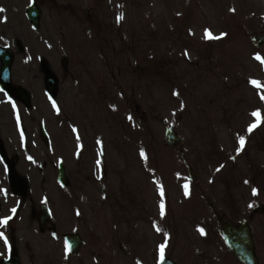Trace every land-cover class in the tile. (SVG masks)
Returning <instances> with one entry per match:
<instances>
[{"label": "rangeland", "instance_id": "rangeland-1", "mask_svg": "<svg viewBox=\"0 0 264 264\" xmlns=\"http://www.w3.org/2000/svg\"><path fill=\"white\" fill-rule=\"evenodd\" d=\"M35 1L37 31L25 18L30 0H0V45L15 55L12 83L31 97V106L19 112L17 104L0 95V145L20 181L29 178L18 153L26 151L27 157L45 163L42 177L33 167L29 171L32 182L22 198L5 196L8 181L0 160V219L10 217L0 225L8 241L6 246L0 238V260L19 239L38 253L36 225L24 236L28 216L17 201L25 202L27 212L30 199L38 205L42 182L57 216L58 209L63 215L58 192L69 200V208L71 202H85L73 207L83 212L97 205L106 212L119 206L110 219L114 225L116 216L122 224L131 216L138 232L133 255L122 264L155 262L157 254L151 255L150 248L165 238L163 224L189 233L194 224L201 229L214 222L211 205L235 221L247 219L245 211L256 204L264 205V87L251 83L264 85V64L255 58H264V44L258 48L252 41L264 36V0ZM206 31L219 39H207ZM43 64L60 81L58 113L43 97ZM39 122L67 166L69 199L56 173L46 172L55 156H47L37 141ZM166 129L179 136V151L165 145ZM254 219L257 228L264 215ZM67 223L69 231L77 230L87 241L81 256L85 264H96L91 254L97 255L101 242L108 245L111 227L101 220L94 229L96 223L73 217L71 209ZM179 233L171 234L166 253L171 258L196 264L195 252L201 251L220 255L222 264H239L224 253L219 236L218 255L190 236L185 252ZM256 246L259 264H264V224ZM16 251L23 264H30L23 244Z\"/></svg>", "mask_w": 264, "mask_h": 264}, {"label": "flooded vegetation", "instance_id": "flooded-vegetation-1", "mask_svg": "<svg viewBox=\"0 0 264 264\" xmlns=\"http://www.w3.org/2000/svg\"><path fill=\"white\" fill-rule=\"evenodd\" d=\"M40 70L42 73V77H43V94H48L47 91V87H46V83L53 80L54 81V85L52 90H50L53 94L52 98L56 99L57 94L60 91V81L57 77H54V75H51V71L50 68L47 65H41L40 66ZM49 77L53 78L51 80H47ZM69 80V79H68ZM67 80V81H68ZM66 81V82H67ZM17 88L21 87L20 85L15 86ZM17 101V100H15ZM19 101H17L18 107L21 109L23 108L22 105H20L18 103ZM37 141L40 142V140L38 139ZM43 141V140H42ZM53 141V139L49 138L48 142H41L40 145H42V147L45 150H50L51 147V142ZM48 143V144H47ZM52 146L54 148V150H58L57 146L55 147L54 142H52ZM66 152V151H65ZM7 153V151H6ZM19 154L17 155V159L19 160ZM4 159L6 164L4 163L5 168H7L8 170V176H13L16 177L14 175V163H11L10 159H7V155H4ZM47 160V159H46ZM52 160V159H51ZM50 160V169L47 170V173H53L56 172V169H54V165H53V161ZM44 164H42V167H45ZM65 168V172L68 173L67 171V166L64 167ZM42 172V170L40 171ZM13 192L18 196H21L22 198H26L27 197V192H29V190L27 189V187L23 184H21L19 181H15V184L12 188ZM68 192H69V188H68ZM42 201L36 205L33 206V199H30V201H28V212L24 209L26 207L25 202H22L20 205H22V207H20L19 210L23 211V215L27 214L28 216V224L26 225V227H22L21 232H23L24 236L29 235L30 230H31V226L33 224L36 225V227L34 228V231L36 233L37 238V243H38V253H36L35 251H32V248L34 249V247L30 246L29 244H26L24 241L25 239H19L20 242L14 246V250H17V248L20 247L21 244H23V247L27 253V259L28 261H30L31 264H83V262L81 260H77L79 258V253H77L76 255H71L69 254L68 249L65 246V243L63 241V237L66 233H69V202H66V208L62 209L63 210V215L59 212L60 209H58V216L55 214V209H53L50 204H49V199L46 194L41 196ZM96 205V204H94ZM120 205V204H119ZM27 209V208H26ZM111 209V208H109ZM115 209V213L118 212L119 208H114ZM18 210V212H19ZM107 208H105L104 206L101 207L99 205L97 206H93V207H87L85 209V211L83 212V216L87 217V220L93 224V223H99L101 220H104L105 223V216L107 215L106 212ZM210 210L214 215V222L212 223L210 221L209 223V227L207 228V235H206V240L203 239L204 241L201 244V248L203 249H210L212 250V248L215 245V239L217 237V235H219V232H221V228H219L218 224H219V216L217 212H214V207L213 205L210 206ZM17 212V213H18ZM86 212V213H85ZM264 211L263 209H261V212L259 213L256 209L253 210V214L249 215L248 217L253 220L254 216L256 214H263ZM112 215H114V212L111 213ZM64 216V217H62ZM81 216L80 212L76 213V217ZM21 220V218H19ZM228 221L231 224H236L237 222L233 221L232 219H226L223 222ZM118 225H114L113 221L109 223V225L111 226V232H114V236L111 238L110 242H108V245L105 244V242H101L99 244V249L97 251V255L92 254L91 256L94 258V261H96V264H105L106 261L110 260L111 257L115 258H120L121 254L123 253L125 256H128V251L127 249L124 248L123 244H122V238L124 239V241H128V238L132 237L130 241H133V239H135L136 234H137V229L135 227L134 224L128 223L126 221V219L124 220L123 224L120 218H117L116 221L114 222ZM123 227L124 233L122 234V238L119 239L118 234H115L114 229L116 228L117 230L119 229V232H121V229ZM97 228L96 225H94V229ZM168 229V228H167ZM252 230V235L254 238V242L256 243L257 238H258V227H251ZM90 231H93L92 229ZM73 233H77L76 231H73ZM118 238V239H117ZM205 238V236H204ZM22 242V243H21ZM112 249V250H111ZM114 252V255L111 257H107V255H110ZM196 255L198 257V262L196 264H216L217 262V258H215L210 252H196ZM75 259V260H74ZM117 263V260H114ZM182 264H189V262H185ZM191 264V263H190Z\"/></svg>", "mask_w": 264, "mask_h": 264}, {"label": "water", "instance_id": "water-1", "mask_svg": "<svg viewBox=\"0 0 264 264\" xmlns=\"http://www.w3.org/2000/svg\"><path fill=\"white\" fill-rule=\"evenodd\" d=\"M27 17L31 24L36 27L37 26V19H38V11L35 6H32L27 13ZM6 58L5 53L2 55ZM9 57V56H8ZM4 59V66L2 67L1 72L4 74H8L9 66H10V58ZM5 75V79L7 76ZM3 88L8 90V87L3 85ZM174 141H177V138L173 137L172 135H167L166 137V143L171 145L174 143ZM59 177V182L64 184V177H63V171H61ZM223 239L227 245V247L230 249V251L233 253V255L243 264H258L257 259L255 257L254 253V246L251 239V235L249 233V230L242 224L240 228L234 229L231 227L224 228L223 231ZM69 244L72 245V249H76V247L79 244V240L77 238L69 239ZM1 264H18L16 259L12 258L10 261H5ZM163 264H173L170 260H165Z\"/></svg>", "mask_w": 264, "mask_h": 264}, {"label": "snow or ice", "instance_id": "snow-or-ice-1", "mask_svg": "<svg viewBox=\"0 0 264 264\" xmlns=\"http://www.w3.org/2000/svg\"><path fill=\"white\" fill-rule=\"evenodd\" d=\"M118 19H122V16L119 17ZM205 37L207 39H219V37H213L211 35L210 32L206 31L205 33ZM257 60H259L262 64H264V58H261L259 55H257L255 57ZM253 84V86L257 87V88H261V87H264V85H261L258 81H252L251 82ZM262 99H264V96H262ZM254 115H257L258 116V113H254ZM241 145H243L244 141H243V138H241V141H240ZM254 194L255 193V190H254ZM13 212H15V209L12 210ZM8 219H10V217L8 218H4V219H0V225H6L8 223ZM202 231V230H201ZM0 238L4 239V243L5 245L7 246L8 245V241H7V238L3 236L2 233H0ZM163 259H164V247L161 246L160 248V260H161V264H163Z\"/></svg>", "mask_w": 264, "mask_h": 264}]
</instances>
